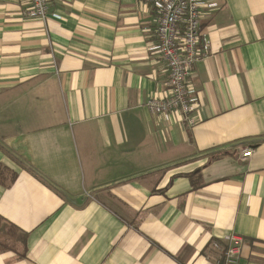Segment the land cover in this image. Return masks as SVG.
Instances as JSON below:
<instances>
[{
	"label": "crops",
	"instance_id": "obj_1",
	"mask_svg": "<svg viewBox=\"0 0 264 264\" xmlns=\"http://www.w3.org/2000/svg\"><path fill=\"white\" fill-rule=\"evenodd\" d=\"M205 2L191 126L146 108L169 94L153 6L0 0V264H220L231 234L264 264V0Z\"/></svg>",
	"mask_w": 264,
	"mask_h": 264
},
{
	"label": "built area",
	"instance_id": "obj_2",
	"mask_svg": "<svg viewBox=\"0 0 264 264\" xmlns=\"http://www.w3.org/2000/svg\"><path fill=\"white\" fill-rule=\"evenodd\" d=\"M153 6L159 13L157 24V52L167 65L169 94L165 98L150 97L146 108L157 116L178 112L191 126L192 117L199 105L198 96L189 90V81L196 64L210 52V39L201 29L203 8L214 9L216 3L205 0H139ZM51 0H30L25 12L28 18L46 20ZM252 149L243 151L241 159L249 158ZM243 238L237 234L227 237V250L220 264H238Z\"/></svg>",
	"mask_w": 264,
	"mask_h": 264
},
{
	"label": "trees",
	"instance_id": "obj_3",
	"mask_svg": "<svg viewBox=\"0 0 264 264\" xmlns=\"http://www.w3.org/2000/svg\"><path fill=\"white\" fill-rule=\"evenodd\" d=\"M15 180L16 175L12 172H9L7 168L0 164V184L9 186V184L14 183ZM1 235L10 238L11 240L18 237L20 235V231L12 224L6 222V220L0 215V236ZM0 249L9 250L10 248L0 243Z\"/></svg>",
	"mask_w": 264,
	"mask_h": 264
},
{
	"label": "rangeland",
	"instance_id": "obj_4",
	"mask_svg": "<svg viewBox=\"0 0 264 264\" xmlns=\"http://www.w3.org/2000/svg\"><path fill=\"white\" fill-rule=\"evenodd\" d=\"M19 240L17 237L15 239L7 238L5 236H0V243L3 244L4 246L9 247L10 249H17L19 247Z\"/></svg>",
	"mask_w": 264,
	"mask_h": 264
}]
</instances>
